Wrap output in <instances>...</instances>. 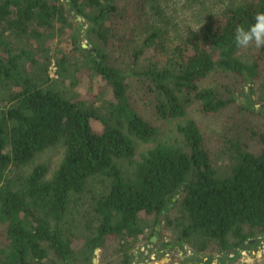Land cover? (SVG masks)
<instances>
[{"label":"trees","instance_id":"obj_1","mask_svg":"<svg viewBox=\"0 0 264 264\" xmlns=\"http://www.w3.org/2000/svg\"><path fill=\"white\" fill-rule=\"evenodd\" d=\"M169 1L0 0V264H74L78 256L94 264L106 238L119 242V264L143 263L150 254L131 251L145 233L142 214L154 215L152 233L159 234L155 225L175 204L183 216L166 221L172 235L161 243L165 253L187 241L194 252L231 264L236 253L227 250L257 247L255 230L264 234V127L248 128L253 146L240 133L227 137L221 165L189 109L226 113L231 122L256 112L252 94L264 48L244 59L234 30L252 23L264 0H173L189 9L180 22L166 14ZM77 16L87 24V47ZM56 44L58 74L51 78L47 49ZM150 49L164 56L152 58ZM83 69L89 97L74 91ZM144 110L179 120V137L156 142L137 159V141L159 133ZM58 141L64 153L50 176L43 163L21 172ZM80 201L88 206L83 237L68 218ZM180 264L194 263L186 257Z\"/></svg>","mask_w":264,"mask_h":264},{"label":"rangeland","instance_id":"obj_2","mask_svg":"<svg viewBox=\"0 0 264 264\" xmlns=\"http://www.w3.org/2000/svg\"><path fill=\"white\" fill-rule=\"evenodd\" d=\"M185 1H178L176 4L172 1L167 2L168 8L166 10V14L168 16H172V21L180 22V20L184 19L185 17H188L189 14H187L186 7H182L185 3ZM132 6V5H130ZM177 10L179 12H177ZM79 16L76 17L78 24L82 25V28L80 31V36H82V40L80 42H86L87 39H85V29L87 27V24L85 20L82 18L79 19ZM50 47V46H49ZM257 48L249 47L246 49L241 48V55H243L244 59H251L254 52ZM58 51V46L56 44V47H50V49H47L48 59L50 60L48 71L51 78H57L58 72H56V65L54 60V54H56ZM148 56H151L152 58L161 59L164 55L161 53H157L154 51V49H150L148 52ZM35 57L39 58L42 53L40 51L34 52ZM46 56V54H45ZM27 59L28 66L31 64L28 58ZM39 64H36L35 67H32V69H36L37 71L41 70L39 69ZM28 69H30L28 67ZM42 74V73H41ZM80 75L82 77V80L80 78V81L74 86V91H77L78 94L82 97H89L88 90H87V80H84V76L86 75V71L83 69L80 72ZM77 76H75L76 79ZM87 78V77H86ZM78 81V80H77ZM55 83L60 84V81H56ZM65 85H67L69 88L71 85L68 81H66ZM95 86L96 83L94 80H92V86ZM254 93L252 94V98L254 100L253 108L256 111L255 113H247V114H241L238 115L232 122L231 118L232 115H227L226 113H220L217 116H206L202 113H200L196 107H191L190 110V116L194 118L201 126L203 131L206 134L207 140L210 143L211 148L213 149L214 153L218 152L217 155V161L218 164L221 165L226 162V159L223 158V156L220 153L223 141L229 137L234 138V135L238 137L237 133L241 134V137L243 138V141H246L249 143V145L253 146V141L250 138V133L248 131V128L250 129L253 127H264V71L261 76V78L255 83L254 85ZM249 84L245 85L246 90L248 89ZM143 115L147 117L148 119L152 120L154 124L157 125L159 133L157 137L148 142H141L137 141V159L140 156L141 152H145L147 149L152 147L156 142L158 141H166V142H174L178 137L177 133V123L179 120H173V119H163L159 117L158 114H156L153 110H144ZM231 122V123H230ZM261 126V127H259ZM231 127V129H229ZM229 129V130H228ZM234 129H237L234 131ZM257 144V143H256ZM258 147H255L254 149H257ZM64 153V146L61 141H58L54 145L50 146L46 150L39 153L29 164L24 166L22 168V173H27L34 165L43 163L48 167L47 176H50L52 171L57 167L59 162L62 159ZM16 172V171H15ZM88 206L86 204L83 205L82 201L73 203L71 206V212L68 216L69 220L74 219L73 223H70L71 226H77L74 227L73 230L75 231V234L78 236L81 235L88 236L89 230L84 229L82 230L81 222H85V219L81 215V211L83 212L84 209H86ZM167 216V217H166ZM183 216V210L181 205L175 204L172 205L171 208L166 212V214H162L161 216V224L155 225L158 227V230L161 231L159 234H153L152 228L154 227V215H144L142 214L141 218L142 221L146 223V229L145 233L139 235L136 239H134V246L132 253L135 254V256H138L140 252H143L144 254H150L151 252H155V256L152 258L149 256L147 261H144L143 263L140 261H136L134 264H167L171 261H173V264H180V259H184L188 257L190 261H193L194 264H223L221 260H219L220 255H213V256H206L203 253H196L191 248V245L188 244V242H183V245H175L172 247V249L168 250V252L165 253L164 248L161 246L162 241L170 240L172 235V228L167 223V219H176L178 217ZM153 226V227H152ZM256 235L252 238V242L258 241L257 247L255 249H242L238 251L237 248H231L230 250H227L226 252H232L236 253L237 259L235 261H231V264H264V234L260 233L258 229L255 230ZM245 243V242H244ZM76 246L78 245L76 237L75 242ZM246 245V244H244ZM243 245V246H244ZM161 246V247H160ZM119 242L117 240L106 238L104 249L102 248H96L97 251L93 255V259H95L94 264H105L106 261H110L112 264H119V260L121 259V254H119V250H116L119 248ZM152 250V251H150ZM158 253L161 254V256H158ZM194 254V255H191ZM233 254H230V257H232ZM80 256L76 259L74 264H85L82 260H80ZM225 263H227V260H225Z\"/></svg>","mask_w":264,"mask_h":264},{"label":"clouds","instance_id":"obj_3","mask_svg":"<svg viewBox=\"0 0 264 264\" xmlns=\"http://www.w3.org/2000/svg\"><path fill=\"white\" fill-rule=\"evenodd\" d=\"M234 31V41L238 48H264V11H258L252 23L237 25Z\"/></svg>","mask_w":264,"mask_h":264},{"label":"water","instance_id":"obj_4","mask_svg":"<svg viewBox=\"0 0 264 264\" xmlns=\"http://www.w3.org/2000/svg\"><path fill=\"white\" fill-rule=\"evenodd\" d=\"M79 19H81V16H79L78 17ZM79 28L81 29L82 28V25L81 24H79ZM79 40L81 41L82 40V36H80L79 37ZM82 46L83 47H87V43L86 42H82ZM245 243H243V245H244ZM97 251V249H95V252ZM93 262L95 263L96 261H95V259H93Z\"/></svg>","mask_w":264,"mask_h":264},{"label":"built area","instance_id":"obj_5","mask_svg":"<svg viewBox=\"0 0 264 264\" xmlns=\"http://www.w3.org/2000/svg\"><path fill=\"white\" fill-rule=\"evenodd\" d=\"M154 256H155V252H151V253H150V257L153 258Z\"/></svg>","mask_w":264,"mask_h":264}]
</instances>
